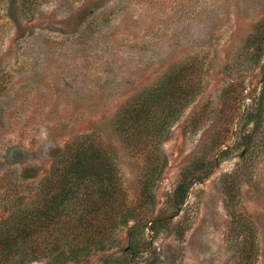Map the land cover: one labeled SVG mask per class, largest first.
<instances>
[{
  "label": "rangeland",
  "instance_id": "1",
  "mask_svg": "<svg viewBox=\"0 0 264 264\" xmlns=\"http://www.w3.org/2000/svg\"><path fill=\"white\" fill-rule=\"evenodd\" d=\"M155 96L163 138L129 144ZM81 136L119 170L111 235L15 264H264V0H0V224Z\"/></svg>",
  "mask_w": 264,
  "mask_h": 264
},
{
  "label": "trees",
  "instance_id": "2",
  "mask_svg": "<svg viewBox=\"0 0 264 264\" xmlns=\"http://www.w3.org/2000/svg\"><path fill=\"white\" fill-rule=\"evenodd\" d=\"M180 93L185 102L195 91L187 87ZM157 98L118 115L117 127L129 144L154 146L163 138V125L173 114ZM123 196L119 170L103 144L95 136L76 138L54 160L41 198L0 224V264L65 257L64 248L79 252L104 242L123 208Z\"/></svg>",
  "mask_w": 264,
  "mask_h": 264
}]
</instances>
